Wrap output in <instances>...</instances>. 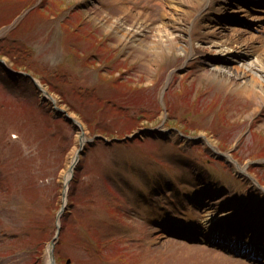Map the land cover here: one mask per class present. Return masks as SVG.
<instances>
[{"label": "rangeland", "instance_id": "obj_1", "mask_svg": "<svg viewBox=\"0 0 264 264\" xmlns=\"http://www.w3.org/2000/svg\"><path fill=\"white\" fill-rule=\"evenodd\" d=\"M122 1L152 27L167 24L176 38L189 37L193 54L173 49L155 63L121 39L122 29L102 22L106 15L133 23L117 0H0V29L15 22L0 37V57L41 79L87 135L153 132L88 145L69 182L57 263L257 264L237 255V246L205 241L219 238L236 212L257 206L264 216V191L211 147L246 164L264 187V162L257 161L264 159V104L204 74L213 52L202 23L211 4L199 12L183 0H173L176 9H168L170 0ZM248 30L264 43V27ZM154 32L141 33L152 41ZM77 135L30 79L0 66V264H46ZM206 208L212 216L205 220ZM192 228L204 241L177 235Z\"/></svg>", "mask_w": 264, "mask_h": 264}, {"label": "bare ground", "instance_id": "obj_2", "mask_svg": "<svg viewBox=\"0 0 264 264\" xmlns=\"http://www.w3.org/2000/svg\"><path fill=\"white\" fill-rule=\"evenodd\" d=\"M119 1L120 7L123 11L129 12L133 17V23L127 24L122 18H115L114 20H109V18L104 15L102 22L116 29L120 33V38L132 42L133 45L139 46L141 49L149 51L153 55V61L156 63L157 59L162 58L164 54L170 53L173 49H177L179 52H184L187 54H193V48L191 40L189 37L178 36L176 38L174 33H171L167 29V24L164 25H155L152 27L151 24L147 23L145 19H140V12L134 11L128 4L124 3L122 0ZM182 1V0H181ZM184 2L191 3L193 6H196L199 12H202L204 7H207L209 4L212 5V9L206 18L208 22L206 25L202 23V28L208 34L210 40V45L208 46L213 54H211V59L205 63V72L204 74L209 77V79L220 82L231 84L234 91L241 92L247 97L253 99L259 106L264 104V43L259 44L256 40L257 36L255 33L247 35L246 29L240 28L238 30L234 25L230 24L236 23V17L245 18L248 20L258 21L259 24H263L262 20L264 15H258L256 13L264 12L262 6L260 9H255L249 5L248 2H254L255 0H183ZM168 9L173 7V0L166 2ZM176 9L177 7H173ZM180 18L189 19L190 12L182 11ZM171 16V15H170ZM237 19V18H236ZM210 21V22H209ZM188 22V21H187ZM260 25V26H261ZM118 28V29H117ZM153 30L154 39L152 41L147 40L142 36L141 32L146 30ZM257 29V28H255ZM254 44L255 46L252 49L251 56L247 55L245 51L248 46ZM246 52V53H245ZM227 55L237 57L238 61L234 60V57H228ZM224 57V58H223ZM251 57V58H250ZM219 58V59H217ZM234 60L235 64L239 66H230L229 61ZM152 63V66L154 65ZM46 89V88H45ZM73 115V114H71ZM74 116V115H73ZM80 122V121H79ZM81 129H78L79 142L81 139L82 132L86 135V128L82 122ZM214 148V144L212 145ZM217 151V150H216ZM75 156V153H74ZM227 161L233 160L235 163L234 170L236 173L239 171L242 173L250 172L247 169V165H241L237 160L232 159L228 156H225ZM69 175V172L66 173ZM204 218L205 220L210 218L212 211L208 208L205 209ZM259 217L253 219L252 228L254 232L251 236L255 238H250V242H258L264 240V228L258 226L260 224ZM249 227V225H247ZM246 224L234 226L233 232H247ZM260 230V231H259ZM230 232V231H227ZM258 236V238H257ZM264 243V242H263ZM46 264H53L49 255L46 259Z\"/></svg>", "mask_w": 264, "mask_h": 264}, {"label": "water", "instance_id": "obj_3", "mask_svg": "<svg viewBox=\"0 0 264 264\" xmlns=\"http://www.w3.org/2000/svg\"><path fill=\"white\" fill-rule=\"evenodd\" d=\"M20 17L21 16H19L18 18H20ZM14 23L15 22L11 23L10 25L2 27L0 29V37L6 31H8ZM0 65H2L9 73H15L18 75L28 77L34 83V85L37 87V89L45 95V99H49L52 101V103L55 105V109L58 113L63 115L67 121H69L73 124L74 127L81 129V124H80L79 120L77 118L73 117L67 109L57 106V99L54 97L53 94H51L47 89H45V86L41 83V81L37 77H35L34 75H32L31 73L26 72V71H16V70L9 68L6 65L5 58H0ZM171 74H172V72L170 73V75ZM167 86L168 85L165 86V88H164L165 90L167 89ZM163 96L164 95L162 93L161 97H163ZM147 131H149V130L138 129L137 131L133 132L130 135H126L123 138H119V137L108 138V137L101 135V134L85 135V133L82 132L81 139L79 142L80 148L77 150L75 158L72 161V164L70 166V169H69L70 176H69V178H67L65 180L64 192L67 191V189H68V182L70 181V179L72 177V174H73V171L75 169L76 164L79 162L81 155L84 153V150H85L87 143H93V142H96L98 140L104 141V143H106V144H112L114 142H124L127 140L136 139V138L140 137L142 134L146 133ZM148 133H150V131ZM189 138H191V137H189ZM191 139L196 140V138H191ZM64 196L66 197V193L64 194ZM66 207H67V205H66V203H64L61 206L60 210L58 211L57 217H56L57 231H56V236L54 237V240L52 241V244L50 247V252H49V257L51 258V262L53 264H58L55 260V257H54L53 248L55 245V239L58 238V236L61 232V217H62V214L64 213V211L66 210Z\"/></svg>", "mask_w": 264, "mask_h": 264}, {"label": "trees", "instance_id": "obj_4", "mask_svg": "<svg viewBox=\"0 0 264 264\" xmlns=\"http://www.w3.org/2000/svg\"><path fill=\"white\" fill-rule=\"evenodd\" d=\"M1 52H2V53H5V52H3V51H0V53H1Z\"/></svg>", "mask_w": 264, "mask_h": 264}, {"label": "flooded vegetation", "instance_id": "obj_5", "mask_svg": "<svg viewBox=\"0 0 264 264\" xmlns=\"http://www.w3.org/2000/svg\"><path fill=\"white\" fill-rule=\"evenodd\" d=\"M263 162V161H262ZM247 169H248V167H247Z\"/></svg>", "mask_w": 264, "mask_h": 264}]
</instances>
